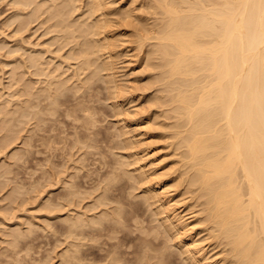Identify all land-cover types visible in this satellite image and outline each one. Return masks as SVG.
Wrapping results in <instances>:
<instances>
[{
  "label": "bare ground",
  "instance_id": "6f19581e",
  "mask_svg": "<svg viewBox=\"0 0 264 264\" xmlns=\"http://www.w3.org/2000/svg\"><path fill=\"white\" fill-rule=\"evenodd\" d=\"M0 4L11 11L1 26L16 24L18 34L33 22L46 24V33H52L49 39L70 44L67 56H53L47 47L27 48L25 57L19 56L18 67L33 79L28 76L30 80L21 83L12 71L11 93L0 98L2 140H14L15 126L31 121L30 134L21 140L28 149L18 152L29 156L39 147L35 153L55 149L54 154L62 146L57 143L63 141L65 123L74 134L73 145L100 147L99 140L105 138L97 137L102 134L95 130L98 120L88 97L99 80L113 108H118L114 115L125 113V100L132 102L142 94L147 98L160 129L154 136L166 138L167 154L175 157L172 171H159L151 146L123 123L115 129L118 136L114 133L123 137L106 144L111 145L109 152L120 149L119 155L111 151L110 162L96 159L100 168L106 167V175L88 176L91 184L96 182L91 189H100L91 206L105 207L88 220L82 212L64 217L68 236L86 234L84 228L92 224L114 237L126 215L135 219L140 214L139 202L131 201L137 189L156 223L145 226L133 220L143 234L141 246L155 252L130 259L111 246L99 256L106 264H148L150 258H156L151 264H264V0H0ZM126 47L136 49L150 71L141 89L117 75ZM54 57L67 61L77 80L86 73V83L66 85L61 78L65 70ZM80 88L84 91L77 95ZM21 153L15 155L22 159ZM171 188L181 199H190L184 209ZM79 193L77 185L68 183L63 198L70 201ZM191 205L197 210L186 208ZM201 232L204 237L197 238ZM148 235L162 241L153 243ZM75 240L80 239L71 240L61 254L65 262L77 264L84 256L87 260L79 249L81 242ZM204 240L209 241L207 247ZM171 247L183 255L180 263L171 259ZM216 248L220 250L215 254L222 255L210 254Z\"/></svg>",
  "mask_w": 264,
  "mask_h": 264
},
{
  "label": "rangeland",
  "instance_id": "374dc122",
  "mask_svg": "<svg viewBox=\"0 0 264 264\" xmlns=\"http://www.w3.org/2000/svg\"><path fill=\"white\" fill-rule=\"evenodd\" d=\"M8 7V5L5 6L0 4V31L5 33L4 35H2V32L0 33V98L2 97L3 99H5V96H7L8 93H11L10 91L12 88L9 90V85L12 83L11 77L13 70L16 72V77L21 83H24L26 80L28 81L33 79V77L27 75L24 67H18L20 64L19 56L21 55L25 57L26 54L24 52L28 51L27 48H30V50H39L47 47L52 51L51 55L53 56L61 53L63 56H67L70 48L69 43L64 42V44H62L58 43L57 39H49L50 36H52V33H46V24L33 22L26 28L20 30L18 34H16V24H12V26L9 27H3V25L1 26V19L5 17L6 14L11 12ZM5 37H7V39ZM43 54L46 57L49 55L48 52H44ZM121 54L122 56L117 62V75L120 79L122 78L124 81H127L129 85L140 89L143 88L150 76L148 75L150 71L147 70V67L141 60L138 51L131 47H126ZM53 61L56 64L60 63L63 70H65V72L62 73L61 78L66 80V85L71 86L77 84L81 85L83 82L86 83L83 79L86 73L79 75V80H77L72 69H67V61L61 62L58 57H54ZM95 84L96 83H94L93 88H97V91H92V88L89 90L90 95L88 97H91L92 100L90 101L92 102L90 105L93 104L91 106L95 111L94 114L96 117L94 118L98 120L97 123L95 122V130H97L99 134H104V137L102 135H100L101 137H97L100 139L105 138L106 140L105 141L103 139L104 142L99 140L100 142H98L100 145L97 143L98 146L102 147V150L99 149L100 147L79 148V144L73 145L74 134L71 132L69 126L66 128L68 124L65 125V123L64 125L61 123L62 128L59 126L61 129H64L65 136L63 134V141H61L60 144L59 142L57 143L59 146L62 144L61 148L59 147L56 150L58 156L57 153L55 155L56 151L53 154L55 149L49 150L51 154L48 151L46 152L49 154L46 152L35 153V149L39 147H34V150H32L33 152L30 153L29 156L26 154L27 152H25V154L18 152L20 149L22 152L23 149L24 151L28 149V145H23L22 141L30 134V130L33 127L31 121V123L28 121L26 124L23 123L18 127H13L14 129L17 128L16 130L18 131L16 134L15 132L14 134L12 132V135L16 136L15 139L14 136H11V138L14 139H11L12 141H9V137H6L9 140L6 138H3L2 140L1 136L4 134V130L2 129L3 132L2 130L0 131V141H2L0 142V264H73L62 260L63 257L61 254L63 250L66 249L67 244L75 238L80 239L79 241H75L79 243L81 242L79 249L82 253L84 252V255H87V260L84 256V260L82 259V261L77 264H106V259H102L103 261H101L100 258L104 257L109 248H115L120 252H124V254L122 253L123 256L130 259H133L141 253L148 255V253L151 254L155 252V250L149 249L147 246H141L143 243H140L139 240V237L143 234L136 229L137 223H135L134 220H140L141 224L145 226H151L156 222H151L153 214H151L150 208L141 202L140 193H138L139 190L137 189L132 191L135 196L131 198V201L133 203L139 202L141 207L140 214L135 219H130L129 214L126 215V219L122 221L121 224L119 223L117 225L119 231L112 233V236L114 237H109L107 234V236H105V231H102L103 227L100 229V226L98 228L102 231V235L99 233V235H96L97 232H100V230L97 229L98 231H96V229H93L92 224L90 225L89 222L88 224L90 226H84V232H86V234L83 233L81 235L68 236V234L64 231V217L70 215H80L82 212V217L84 216L83 218L86 217L87 219L85 220H88L91 219V216L92 218L93 216L98 217L102 208L105 207L99 206L93 208V206H91L92 201L100 192V189H97L96 191L95 187L94 189H91L96 183L93 181L91 184V178L93 179V177H95L94 179H96L97 175L98 178L106 175V167L100 168L99 162L96 159L110 162L113 160L112 158H114L113 155V157L110 156L111 151L114 154L116 153L119 155L120 149L116 150L114 149L116 147L113 148L114 145H112L113 149H110L109 152L107 151L108 145L106 144L108 143L107 140H109L112 144L119 140L121 135L116 137L114 133H117L116 130L119 129L123 123L128 124V128L131 129L133 133H137L135 138H145V142H148L156 155V163L159 166V171L170 172L175 167V163H173L175 157L171 154H167L170 152V149L165 144L167 139L164 137L159 138L154 136L158 133V131H160V129L157 124L158 119H155L151 115L152 108L146 102L147 98L142 94L141 96L138 95L137 99L132 102H129L128 99L125 100V104L123 105L125 113L117 115L116 111V114L114 115V109L117 107L113 108L111 104L112 99L108 97V93L106 91L107 89H105L106 87L104 88L99 80L97 81V86ZM35 86L37 87L39 84L37 83ZM82 91H84V89L80 88L77 95H80ZM149 91L150 90L146 92L148 93ZM135 93L138 94L139 92L136 91ZM10 103L9 107L11 108L14 101ZM60 118H62V116ZM67 118H65V122H70L71 120H68L69 118ZM148 119L151 121L147 122ZM119 133L116 135L118 136ZM102 143H105L106 146ZM57 144H54V146H57ZM63 145L65 146L64 148H62ZM110 146L111 145L108 147ZM98 149L101 151L98 152ZM15 151H17L16 153H21L22 159L19 158V155L16 156L17 154ZM12 153L15 157L12 156ZM49 156L51 160L49 159ZM7 170L9 172H7ZM56 172L58 173L56 174ZM93 172L97 174L95 175ZM173 175L174 174L172 173L171 176ZM68 183L77 185L82 191V193L74 196L73 200L70 201L63 198V193L66 192V185ZM120 183L122 182H117V185ZM102 184L103 183H101V185ZM175 191L177 190L171 188V191L169 192L176 195ZM180 197V195H176L174 198L179 201L178 205L181 206L180 209H184L185 203L189 204L190 199L186 197L185 201ZM186 208H190L189 210L193 211L197 210L195 206H189ZM183 212H185V210ZM83 213L85 215H83ZM89 227H92L91 230ZM92 229L93 231L95 230L93 234L90 232ZM13 231H18L17 235H15V237H12L11 235L9 236V234ZM19 232L22 233L19 234ZM201 236L202 238L204 237V232H201L199 236L196 237L200 238ZM10 238H12V240L14 238V245L9 244V240H11ZM147 238L150 239L151 236L148 235ZM151 240L153 243H160L162 238H151ZM202 243L205 247H207L209 241L204 240ZM111 246L113 248H111ZM169 250L172 252L171 259L180 263L183 255L179 253V249L171 247ZM219 250V248H216L210 254H215V252H218ZM147 255L146 257L149 256ZM220 255L222 254L217 253V255L215 254L214 256L218 257ZM96 259L98 262L93 263ZM150 259L149 261L152 263L156 258ZM63 261L65 263H62ZM149 261L147 260V263ZM218 264L230 263L220 261Z\"/></svg>",
  "mask_w": 264,
  "mask_h": 264
}]
</instances>
